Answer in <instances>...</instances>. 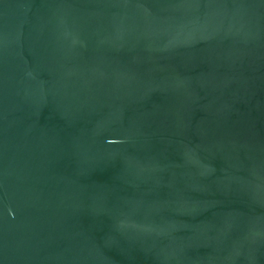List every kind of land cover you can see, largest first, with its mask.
Instances as JSON below:
<instances>
[{"label": "water", "instance_id": "1", "mask_svg": "<svg viewBox=\"0 0 264 264\" xmlns=\"http://www.w3.org/2000/svg\"><path fill=\"white\" fill-rule=\"evenodd\" d=\"M0 264H264V0H0Z\"/></svg>", "mask_w": 264, "mask_h": 264}]
</instances>
